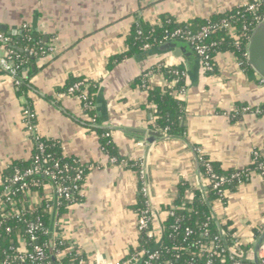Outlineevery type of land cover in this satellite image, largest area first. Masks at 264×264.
I'll return each mask as SVG.
<instances>
[{"label": "crops", "instance_id": "obj_1", "mask_svg": "<svg viewBox=\"0 0 264 264\" xmlns=\"http://www.w3.org/2000/svg\"><path fill=\"white\" fill-rule=\"evenodd\" d=\"M245 4L247 0H0V33L19 40L31 30L54 48L26 93H19L0 66V186L13 162H27L33 155L34 139L23 118V111L31 108L38 135L58 142L66 158L88 168L80 201L57 220L61 239L87 264H113L139 246L140 179L129 162L146 166L155 228H161L163 208L173 204L181 181L207 188L199 155L230 169L250 165L256 151L264 157V112L259 111L264 82L256 73L249 78L233 55L216 56V77L207 76L198 60L188 61L184 51L176 57L174 50L151 49L109 69L110 60L125 52L132 26L139 22L157 25L164 16L179 22L208 19ZM4 55L0 46V58ZM181 64L187 69V139L157 138L150 144L153 106L147 88L133 84L145 74L149 87H168L154 68ZM70 77L98 83L97 127L111 131L122 162L112 161L97 132L81 122L87 119L82 103L56 92ZM226 197L216 216L233 225L239 242L250 250L245 258L255 262L262 236L255 239V231L264 229V179L255 174Z\"/></svg>", "mask_w": 264, "mask_h": 264}, {"label": "trees", "instance_id": "obj_2", "mask_svg": "<svg viewBox=\"0 0 264 264\" xmlns=\"http://www.w3.org/2000/svg\"><path fill=\"white\" fill-rule=\"evenodd\" d=\"M253 0H247V3H253ZM264 19V3L259 6L255 12L246 11V8H235L220 14H214L208 19L197 18L187 22H179L171 16H164L161 24L151 25L139 22L132 26L130 34L126 40V49L120 55L114 56L109 62V69H113L126 59H133L145 54V46L157 51L172 52L179 48L185 52L188 61H201L195 50V45L188 40V34H198L204 27L216 26L214 31L210 33L202 42L208 47V54L212 58L211 64L213 70L206 72L209 77L218 76V68L215 58L217 55L231 54L237 58L241 68L249 78L255 75V72L248 64V43L254 28L258 25L257 18ZM222 22H227L235 27L230 31L221 28ZM245 28V29H244ZM182 30L181 36L172 37L177 31ZM0 46L5 50L13 51V58L9 60L12 68L16 69L20 84L19 93L23 94L29 90L30 80L40 71V64L50 54L48 51L51 47L44 41V38L31 30L26 31L21 39H11L9 42H0ZM155 73L164 76L168 82V87L151 88L148 86L147 78L143 75L137 78L133 86L147 88V101L152 105L153 119L150 124V132L159 135V140H184L187 139V103L178 99L176 93L183 89H187V69L184 64L176 67L161 65L154 68ZM263 81L262 79H260ZM176 84L171 86L173 83ZM76 84H82L79 90L69 92ZM98 83L87 80L85 78L70 77L62 88L56 90L59 94L68 97H78L86 93L87 100L83 104L91 105V109L84 110L87 119L82 120L87 127H90L100 137V144L110 159H116L122 162L121 156L118 154L117 148L111 138V131L97 127L100 124V118L96 110ZM149 87V88H148ZM32 115H35L31 108H28ZM259 111L264 112V107H260ZM35 124V118L32 119ZM40 146L43 147L41 151ZM258 157L253 156L252 163L245 168L230 169L225 168L219 162L211 160L209 157L199 155L200 173L207 182L206 191L203 192L199 187L183 180L179 183L176 191V199L173 204L163 208L165 212H174V217H167L163 223L164 234L162 240L149 239L145 233L140 234L139 246L132 250L126 259L133 254L142 252H157L160 258L150 264H206L208 257V247L210 241L218 237L220 239L219 255L213 257L214 264H231L233 262L230 251L235 250L239 257L244 256L250 251L248 246H244L239 242L233 225L219 218V224L213 221L212 211L216 210L220 204L227 203V193H235L241 185L250 183L255 174L260 175L264 179V157L260 152L256 151ZM44 155L52 162L44 165L45 168H53L58 162L60 164H70L74 169H83L84 176H87L88 168L79 163L78 160L66 158L63 155L60 144L56 141L41 138L34 140V151L31 159L27 162L15 161L2 174V184L0 193L2 197L0 202L4 204L8 218H2L0 215V264L10 258L13 259L18 253L19 238H28V225L31 223L38 224L40 230L38 232L39 240L33 243L27 249L26 262L16 261L13 264H32L30 255L34 253V247L41 246L46 249L47 259L44 264H80L81 258L76 252L68 253L64 258H57V251L69 252V248L65 241L54 238V225L59 217L71 207L74 203L80 201V195L73 193L70 200H64L55 215L54 200L44 201L36 210L29 209V199L24 196V192L20 190L19 184H10L9 180L13 178L16 171L25 172L29 170L35 163V157ZM131 168L139 172V167L135 163L129 162ZM208 166L211 170H208ZM74 170L71 175H74ZM214 176L215 178H212ZM222 178H226L227 182L215 188L214 184ZM33 180L41 181L42 185L51 183L50 179L43 174L35 175L28 178L27 182ZM84 182L81 183L83 186ZM32 187V190L39 196L45 195L44 187ZM139 203L136 208L137 213L146 207V199L140 193ZM7 190H11L9 193ZM224 195V196H223ZM8 199H10L8 201ZM18 211L20 216L14 213ZM178 222V223H177ZM177 225L179 228L174 229ZM207 225V228L205 227ZM7 229L11 232L8 233ZM187 229L192 233L187 235ZM206 232L208 236H206ZM264 229L255 231V239H258ZM125 259V260H126ZM224 260L225 263H222ZM243 264H253L243 261ZM136 264H146L139 262Z\"/></svg>", "mask_w": 264, "mask_h": 264}, {"label": "built area", "instance_id": "obj_3", "mask_svg": "<svg viewBox=\"0 0 264 264\" xmlns=\"http://www.w3.org/2000/svg\"><path fill=\"white\" fill-rule=\"evenodd\" d=\"M253 3H247L244 6L246 8V11L249 12H255L256 9L261 6L264 3V0H253ZM239 7V8H241ZM258 24L263 22L264 19L257 18ZM221 28L228 29L230 31L234 30L235 27L231 26L227 22H222ZM27 28V27H25ZM216 26H208L204 27L198 34L193 35L192 33L188 34V40L195 45V50L197 52V55L200 57V65L202 67V70L206 73L213 70V66L211 64L212 58L208 54V47L202 44L203 40L214 31ZM245 29V28H244ZM182 30H177L172 37L181 36ZM10 39L5 37L2 33H0V42H9ZM146 51L151 50V48L147 45L144 47ZM49 52L54 51L53 47H50ZM13 51L12 50H5L4 57L0 58V66L2 69L7 72L15 81V84L18 86L20 84L19 80L16 78L17 71L16 69L12 68V66L9 64V60H11L13 57ZM264 82V81H263ZM174 85L176 84L173 83ZM82 84H76L72 89H70L69 92H74L79 90L80 86ZM187 89H183L180 92H177L176 95L178 99L184 101V98L186 96ZM66 96V95H65ZM77 100H79L81 103L83 101L87 100L86 93L76 97ZM91 105L89 104H83V111L91 109ZM243 112H248V109H244ZM23 118L25 119V127L27 132L33 137L34 140H39L42 137L38 135L37 133V126L32 122V119L35 118L34 115L31 114L29 110L23 111ZM40 150L43 151V147L40 146ZM253 156L258 157V154L255 152ZM112 161H115V159H112ZM52 162L48 157H45L44 155H38L35 157V163L34 165L27 171L22 172L17 170L15 175L12 179L9 180L10 184H19L20 190L24 192V196L29 199V209L30 210H36L39 206L42 205L44 201H50L54 200L55 202V215L58 210V207L61 206L62 202L64 200H70L71 195L73 193H77L80 195L82 186L81 183L85 182V176H84V170L83 169H74L70 164H60L56 162L53 165V168H45L44 165H49ZM137 166L139 167V179L141 183V189L140 193L144 196L146 199V207L144 210L137 213L138 216V231L139 234L145 233L146 236L151 240H156L157 242H160L162 240L164 230L163 227L161 228H155V221L157 220V213L155 212L154 208L152 207V204L150 202V195H149V188L147 184V172H146V166L144 162L137 163ZM264 170V166L262 167ZM74 170L75 174L71 175V171ZM208 170H211V167L208 166ZM43 174L47 178L50 179L51 183L48 185H42L41 181L39 180H33L31 183L27 182L26 180L28 178H33L35 175ZM212 178H215L212 176ZM227 182L226 178H222L219 182L214 184L215 188H219L223 184ZM43 186L45 190V195L43 197L39 196L38 193L34 192L32 190V187H40ZM11 190H7L9 193ZM0 196L2 197V194L0 193ZM224 196V195H223ZM0 197V198H1ZM10 199H8L9 201ZM214 212H216L214 210ZM16 216H20L19 212L16 211L14 213ZM166 218L167 217H174V212H165ZM0 215L2 218H8V215L6 213V209L4 207V204L0 202ZM218 218V217H217ZM212 219L214 221V216L212 215ZM166 220V219H165ZM178 223V222H177ZM58 223L56 222L54 225V231L53 236L54 238L61 239V235L57 231ZM207 228V225H205ZM174 229H178L179 227L175 225L173 227ZM40 230V227L38 224L31 223L28 225V238L26 237H20L19 238V247L16 250V253H18L13 259H6L3 264H13L16 261L19 262H26V256L24 255L27 253V249L32 246L33 243H37L39 240L38 232ZM7 232L10 233L11 230L7 229ZM192 233L191 230L187 229V235H190ZM206 236H208V233L206 232ZM220 239L218 237L213 238L210 241L209 244V251H208V261L206 264H214L213 257L216 255H219V249H220ZM73 251L69 252H61L57 251V258L62 259L68 253H72ZM130 254V253H129ZM231 258L233 262L231 264H243L239 260V255L235 250L230 251ZM260 254V262L259 264H264V244L259 249ZM78 255V254H77ZM129 256V255H128ZM127 256V257H128ZM30 260L32 261V264H44V262L47 259L46 256V249L41 246L34 247V253L31 254ZM126 257V258H127ZM160 258L159 254L157 252H142L133 254L129 259L123 260L121 262H115L113 264H136L139 262H145L146 264H150L153 261H156ZM97 264H101V262L97 261ZM222 263H225L224 260H222ZM80 264H87L83 259H81ZM189 264H194L193 262H190Z\"/></svg>", "mask_w": 264, "mask_h": 264}, {"label": "water", "instance_id": "obj_4", "mask_svg": "<svg viewBox=\"0 0 264 264\" xmlns=\"http://www.w3.org/2000/svg\"><path fill=\"white\" fill-rule=\"evenodd\" d=\"M248 51V64L253 69V71L264 81V21L259 23L249 38V43L247 47ZM173 54L176 57H181L183 51L179 48L173 51ZM151 137L148 139V143L153 144L156 139H159V135L151 133ZM200 189L205 192L206 187L202 185ZM212 215L214 216V221L219 224L216 213L212 211ZM264 244V233L259 238L256 245V260L255 262H251L245 258V256L239 257L241 260L246 262H251L253 264H259L260 260L258 257L259 249Z\"/></svg>", "mask_w": 264, "mask_h": 264}]
</instances>
